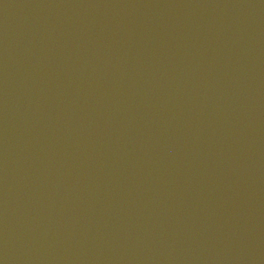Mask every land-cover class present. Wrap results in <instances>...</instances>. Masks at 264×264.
<instances>
[{
  "label": "water",
  "instance_id": "obj_1",
  "mask_svg": "<svg viewBox=\"0 0 264 264\" xmlns=\"http://www.w3.org/2000/svg\"><path fill=\"white\" fill-rule=\"evenodd\" d=\"M0 264H264V0H0Z\"/></svg>",
  "mask_w": 264,
  "mask_h": 264
}]
</instances>
